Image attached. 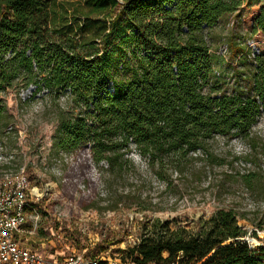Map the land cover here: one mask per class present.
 <instances>
[{
	"label": "trees",
	"instance_id": "1",
	"mask_svg": "<svg viewBox=\"0 0 264 264\" xmlns=\"http://www.w3.org/2000/svg\"><path fill=\"white\" fill-rule=\"evenodd\" d=\"M233 14L242 35L218 44L228 47L224 59L212 34ZM247 39L259 50L252 59ZM30 87V98L50 102L57 157L87 150L115 177L134 170L136 157L170 187L197 163L203 173L225 164L217 139L254 142L264 113V0H0V117L4 95ZM146 235L123 261L264 264V241L247 237L233 211H217L196 235L159 222Z\"/></svg>",
	"mask_w": 264,
	"mask_h": 264
},
{
	"label": "rangeland",
	"instance_id": "2",
	"mask_svg": "<svg viewBox=\"0 0 264 264\" xmlns=\"http://www.w3.org/2000/svg\"><path fill=\"white\" fill-rule=\"evenodd\" d=\"M238 15L224 20V25L233 20L231 28L213 32V50L222 39L242 35ZM234 66L231 62L230 68ZM33 91L30 87L19 95H4L6 112L0 117V174L23 170L38 197L34 206L40 222L26 237L30 249L46 257L83 255L108 264H131L123 261L125 252L147 236L152 224L167 223L170 230L196 235L219 210L233 211L247 237L255 233L264 241V113L251 129L252 144L217 139L214 151L225 164L203 173L197 163L190 175H173L169 187L136 157L134 170L127 169L121 177L106 173L102 164L93 165L87 150L79 157H57L50 102L37 95L30 98ZM235 173L254 176L243 179ZM88 205L94 207L85 210ZM30 229L28 220L25 230Z\"/></svg>",
	"mask_w": 264,
	"mask_h": 264
},
{
	"label": "built area",
	"instance_id": "3",
	"mask_svg": "<svg viewBox=\"0 0 264 264\" xmlns=\"http://www.w3.org/2000/svg\"><path fill=\"white\" fill-rule=\"evenodd\" d=\"M233 25L232 20L225 27ZM245 46L250 53L249 58L258 55V47L253 40L247 39ZM216 54L225 59L228 56L227 45L222 43ZM35 200L38 197L31 193L29 179L23 170L0 174V264H97L98 260L87 259L83 255L46 257L30 249L25 234L33 235L40 222ZM28 220L31 229L26 231Z\"/></svg>",
	"mask_w": 264,
	"mask_h": 264
},
{
	"label": "crops",
	"instance_id": "4",
	"mask_svg": "<svg viewBox=\"0 0 264 264\" xmlns=\"http://www.w3.org/2000/svg\"><path fill=\"white\" fill-rule=\"evenodd\" d=\"M25 237H27V235L25 234Z\"/></svg>",
	"mask_w": 264,
	"mask_h": 264
},
{
	"label": "bare ground",
	"instance_id": "5",
	"mask_svg": "<svg viewBox=\"0 0 264 264\" xmlns=\"http://www.w3.org/2000/svg\"><path fill=\"white\" fill-rule=\"evenodd\" d=\"M34 191V190H33Z\"/></svg>",
	"mask_w": 264,
	"mask_h": 264
}]
</instances>
